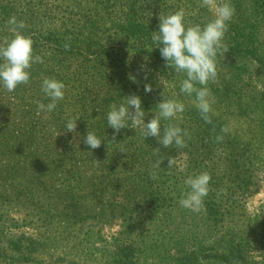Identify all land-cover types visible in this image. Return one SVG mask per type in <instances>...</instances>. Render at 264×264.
Returning <instances> with one entry per match:
<instances>
[{
    "label": "rangeland",
    "instance_id": "obj_1",
    "mask_svg": "<svg viewBox=\"0 0 264 264\" xmlns=\"http://www.w3.org/2000/svg\"><path fill=\"white\" fill-rule=\"evenodd\" d=\"M221 2L0 0V43L15 15L43 58L28 83L0 87V264H264L262 2L231 0L238 34H225L208 84L215 127L151 40L158 14L184 8L203 24ZM46 76L65 82V96L37 114ZM130 94L146 121L162 96L181 100L171 122L187 130L185 146L165 148L131 122L113 135L106 113ZM70 118L79 134L66 131ZM87 130L104 139L98 148L83 142ZM204 171L203 207L183 208L185 178Z\"/></svg>",
    "mask_w": 264,
    "mask_h": 264
},
{
    "label": "clouds",
    "instance_id": "obj_2",
    "mask_svg": "<svg viewBox=\"0 0 264 264\" xmlns=\"http://www.w3.org/2000/svg\"><path fill=\"white\" fill-rule=\"evenodd\" d=\"M205 3L212 6L210 0H205ZM234 13L235 8L231 0H222L214 5L213 18L206 23H189L185 9L179 8L175 12L158 14V28L151 33L154 48H159L166 67L184 76L180 81V92L188 96L195 94L196 107L205 121H210L209 113L214 103L208 84L217 76L218 55L228 50L224 38ZM6 23L10 26L11 36L0 43V87L13 92L18 85L29 82L33 64L42 63L43 58L35 54L33 38L24 31V20L12 15ZM64 47L68 48L70 44L65 43ZM40 87L49 102L38 101L37 114L51 112L57 107V103L64 99L66 84L61 79L46 76L42 79ZM144 90L150 92L151 84H146ZM156 108L154 115L146 121L147 113L142 106L141 97L136 94L125 95L121 102H113L110 105L106 113L107 125L114 129L115 135L122 128H130L131 122V128L139 127L144 137H156L159 144L165 148L172 145L184 147L188 132L178 123L171 121L185 110V104L179 99L162 96ZM78 120L79 118L68 119L64 126L66 131L79 134ZM162 121H169L163 126V130ZM221 131L228 132L229 129L225 126ZM222 138L219 135L216 137L217 140ZM103 141L95 131L89 130L83 138V142L90 149L98 148ZM119 151L126 152L123 147ZM210 179V174L206 171L187 176L184 183L188 190L183 193L179 204L183 208L200 211L204 197L209 192Z\"/></svg>",
    "mask_w": 264,
    "mask_h": 264
},
{
    "label": "trees",
    "instance_id": "obj_3",
    "mask_svg": "<svg viewBox=\"0 0 264 264\" xmlns=\"http://www.w3.org/2000/svg\"><path fill=\"white\" fill-rule=\"evenodd\" d=\"M255 1H256V0H255ZM258 1L262 2L261 5L264 7V0H258ZM232 26H233V27L235 28V30L237 31V27H236V25H234V24L231 23V25L229 26L228 31H227L228 35H230V36H231V34H234V28H233ZM237 34H238V31H237ZM240 43H241V42H240ZM213 119H214V118H210V121H208V125H209V126H214V127H215V126H217L216 123H215L216 120L214 121Z\"/></svg>",
    "mask_w": 264,
    "mask_h": 264
}]
</instances>
